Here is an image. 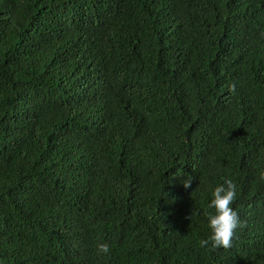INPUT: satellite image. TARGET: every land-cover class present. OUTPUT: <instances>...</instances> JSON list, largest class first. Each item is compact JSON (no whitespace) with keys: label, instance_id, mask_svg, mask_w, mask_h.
<instances>
[{"label":"trees","instance_id":"obj_1","mask_svg":"<svg viewBox=\"0 0 264 264\" xmlns=\"http://www.w3.org/2000/svg\"><path fill=\"white\" fill-rule=\"evenodd\" d=\"M0 264H264V0H0Z\"/></svg>","mask_w":264,"mask_h":264},{"label":"clouds","instance_id":"obj_2","mask_svg":"<svg viewBox=\"0 0 264 264\" xmlns=\"http://www.w3.org/2000/svg\"><path fill=\"white\" fill-rule=\"evenodd\" d=\"M230 85V88H234ZM192 182V176L188 175L181 183L188 188ZM237 188L230 178H226L222 183L215 185L210 193L208 208L212 209L207 215L206 224L209 230L206 239H201V247H211V249L228 248L231 246L236 230L241 224L236 209L232 206L237 197ZM99 254H108L109 246L100 243L97 246Z\"/></svg>","mask_w":264,"mask_h":264}]
</instances>
